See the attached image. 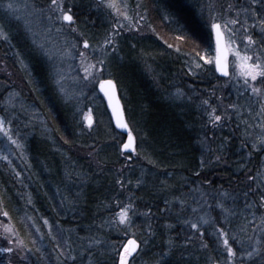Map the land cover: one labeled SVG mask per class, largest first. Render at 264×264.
<instances>
[{"label": "trees", "instance_id": "16d2710c", "mask_svg": "<svg viewBox=\"0 0 264 264\" xmlns=\"http://www.w3.org/2000/svg\"><path fill=\"white\" fill-rule=\"evenodd\" d=\"M9 1L0 0V3L6 4ZM27 1L45 8L50 3V0ZM125 2L129 5L128 11H131L135 2L117 0L121 6ZM140 2L147 20L159 29L167 42L173 45L180 43L182 47L190 41L176 40L177 35L190 36V27L186 25L181 31L177 24L170 23L162 12L160 0ZM64 3L79 15V26L93 48H99L110 33L115 17L109 15L106 9L97 10L93 0H64ZM207 4L206 0H186L182 4L183 15L188 16L190 22L197 28L195 44L202 39L203 48L208 44L210 46L213 39L205 14L203 17L199 15L200 8ZM1 14H5L2 7ZM11 21L19 25L15 19L12 18ZM73 38L74 34L69 37ZM115 39L118 52L108 50L111 54L107 56L105 65L107 70L101 75L104 79H113L118 85L122 103L124 100L121 89L124 84L133 105L136 106L135 113L127 117L126 103H123L126 119L136 138L137 146V153L131 154V160L127 164L122 158L120 145L116 144V140L126 139V136L115 128L102 95L100 94L103 99L100 96L93 99L97 104L93 110L97 126L87 129L81 122V112L74 104H65L51 81L47 79V65L37 54L29 36L25 35L23 44L12 39L11 43L4 41L5 47L9 48L7 53L14 55L12 56L14 64L20 66V61L25 64L24 68L20 66V71L26 91L29 93V100L31 102L33 100L45 115L49 131H44L36 122L38 125L35 127L46 134V139L34 138L27 143L24 142L26 134L32 127L26 121L28 116L17 111L14 113V109L4 106L5 102L0 100L1 112L5 111L6 116L13 114L11 126L21 132L20 140L23 146V161L14 163V173L10 171L11 169H8V172L4 171L3 166L7 167L4 163L0 165L2 208L9 213L20 239L30 248H40V252L28 254L31 264H58L56 257L61 251L66 253L71 251L77 258L73 262L60 257L64 264H89L90 261L96 264L98 258L102 264H114L119 258L117 251H122L123 245L130 238L143 245L144 261L148 264L161 261L160 254L168 251L169 240L174 242L173 252L164 259L163 264H214L223 258L222 254L220 255L221 249L209 246L204 251L194 247L195 242L185 241L187 230L184 220L187 216L186 210L181 211L180 201L189 194L191 181L200 183L199 178L194 175L196 171H201L202 175L215 180L216 187L223 184L225 189L236 193L245 190L247 173L253 176L256 170H250L251 163L259 164L262 157L260 153H255L253 158L249 157L246 147L250 145V140L247 145L243 143L245 131L247 134L252 132L256 138L259 137L261 128L258 125L262 124L261 116L257 115L259 101H255L256 98L249 90L243 96L239 93L240 96L237 97L227 88L219 89L218 84L226 79L220 78L215 69L207 73L209 75L187 74L182 60L179 58L177 60L174 49H169L167 43L162 42L160 38L137 37L119 31ZM63 42V38L58 34L56 47L60 48ZM78 46L88 56L97 52L91 49L84 50L82 44ZM191 47H195L193 42ZM158 52L174 55V65L166 67L165 58L159 56ZM151 53L156 56L151 61L158 62L159 59L160 63L155 65L149 76L150 71L147 69L144 55ZM141 57L144 64L140 62ZM8 59L11 61V56H8ZM92 60L96 63V59ZM3 70L0 62V76H6ZM166 70L167 74L164 75ZM30 80L37 82L39 91L34 90V86L29 83ZM188 83L191 90H187V87L184 90V85ZM181 84L183 86H180ZM177 90L184 93L183 101L172 100L174 95L172 92L176 93ZM203 99L209 100L212 107H217L220 114H224L227 108L231 117L227 124L223 127H213L210 124L205 126L207 115L201 106ZM235 101L239 103V107H236L239 109L233 111L229 106L235 104ZM145 133L148 138L142 140L141 137ZM65 139L69 140L68 144L64 143ZM205 139L206 144L213 149L221 144L225 147L223 152L219 153L222 156L219 164L212 163L201 169L202 156L205 159L210 156L212 159L215 158L202 147L200 141ZM81 148L95 150L97 164L79 152ZM149 159L155 163V167L148 162ZM69 173L72 174L71 178ZM138 178L144 181L139 187ZM118 179L126 182L123 188L117 184ZM129 196L133 198L136 214L132 216V227L127 234L114 226L98 227L104 220L113 219L119 212L116 201L125 203ZM166 200L175 203L166 205ZM101 201L108 203L110 207L98 210L97 205ZM238 205L242 206V202ZM234 206L236 211L237 208L240 209L237 205ZM165 207L170 210L165 212ZM146 212L151 213L150 217L142 214ZM45 220L48 221L47 224ZM149 224L154 236L145 246L143 240L147 236ZM165 225L172 227L169 229ZM239 226L240 223L236 219L230 223L231 229H237ZM182 228L184 230H181ZM89 237H103L105 243L89 248L91 242ZM33 240L36 241L35 245L32 244ZM98 249L103 251V256ZM135 256L131 258V264L138 260Z\"/></svg>", "mask_w": 264, "mask_h": 264}, {"label": "snow or ice", "instance_id": "6c2138e0", "mask_svg": "<svg viewBox=\"0 0 264 264\" xmlns=\"http://www.w3.org/2000/svg\"><path fill=\"white\" fill-rule=\"evenodd\" d=\"M93 5L97 10L101 8L108 10L109 15L115 17V23L112 24L110 33L105 37L103 45L99 49V51L104 52L105 55L97 59L96 63H90L88 61V54L78 46L82 44L84 50L91 49L93 52L97 50L93 48L89 39L85 37L83 30L80 28L79 15L72 7L66 5L64 0H50L47 10L43 7H38L34 2H26L24 4L26 14L23 16L17 14L19 11L17 5L11 2L6 4L0 3V7L4 9L6 16L14 17L17 22L22 23L24 31L31 34V42L37 54L43 58L47 65V79L51 81L53 88L61 96L65 104L71 103L73 93H70L65 88L64 81L67 77L60 65H62L65 60L78 56L84 71L83 80L87 81L88 84H99L100 90L109 99V104L115 116L116 127L127 132V142L122 143L121 153H129V155L124 157L125 160H129L131 159L132 153H137L136 138L129 127V123L125 119L124 112L120 109L119 101L116 100L115 104L112 103L113 100H115L116 84L111 78H101L99 73L107 70L105 67L106 60L107 56L111 53H108L106 49L111 47L112 52H118L115 39L116 34L121 29L131 31L135 27V24H133L134 17L128 14L129 5L126 2L121 6L117 3V0H93ZM142 7L143 5L141 3L136 4L137 10ZM205 13L209 16L211 31L215 33L217 53L215 57L216 71L219 72L221 76H229L227 54L230 53L234 55L236 58L235 67L238 69V74L233 78H242L244 84V91H242L240 95L243 96L245 92L250 89L251 94L256 96L259 100V112L257 115L264 117V0H234V2L227 3L226 6L223 4H219L218 6L216 2L210 0V3L200 8L199 15L203 17ZM233 13L234 15H232ZM242 15L244 17L243 20L241 19ZM218 16L223 17V19L218 21ZM33 17L42 23L44 21L48 22L44 25L42 31L34 30L35 21ZM165 18L168 19L170 23L177 24L178 29L181 31H183L184 26H189L191 35H177L176 40H192L194 46L199 48V45L195 44L197 33L196 25L190 22L188 16L183 15V5L179 0H177L175 11L167 14ZM140 19H147L146 13H140ZM249 19H251L253 23L249 24ZM124 21L128 23L125 24ZM8 22L11 23V19H9ZM237 25H239V29H237ZM85 27H87L86 23ZM136 30L139 31V29ZM53 31L59 34L64 41L63 44L60 45L58 51L50 46L54 44L51 36ZM73 34L75 38L69 39ZM37 36H40L41 39H37ZM225 39L227 43L223 44L222 47V42L225 41ZM0 40L11 43L10 34L6 25L3 23H0ZM237 41H239V44L233 49L232 45L237 44ZM167 47L173 48V44L168 43ZM241 48L243 51L240 50ZM176 51L179 52L180 49L176 48ZM195 54L199 56L205 64H211L213 62L212 59H206L199 51H196ZM21 63L23 64V61H21ZM194 67L200 68L201 65L195 63ZM29 83L34 86L35 91H39L36 81L30 80ZM87 86V84L84 85V87ZM37 99H39V97H37ZM183 99L184 93L179 90L172 96L174 102L183 101ZM189 99H191V97H189ZM201 106L203 107V112L207 115L205 126L210 124L213 127H223L227 124L228 120L231 119L228 115L227 108H225L224 114H220L218 108L212 107L207 99L201 101ZM229 107H231L233 111H236L235 104ZM249 115H251V113H249ZM10 123V121L0 118V133H3L12 144H16L18 148H21L22 145L9 135L11 129L10 127L6 128V124ZM245 124H247L246 121ZM247 126L252 127L251 125ZM258 126L261 128V131L264 132V123ZM89 127L91 128V123H89ZM237 128H239V125H237ZM204 135L205 138H207V133ZM147 138V133L141 137L142 140H147ZM249 140L250 137L245 131L243 140L244 145H247ZM64 143L68 144L69 140L65 139ZM200 143L202 147H205L206 150L215 157L212 159L210 156L208 159H205L202 156L200 160L201 169L207 168L209 164L212 163L219 164L222 159L219 153L223 152L225 145L221 144L216 149H213L210 145L206 144V139L201 140ZM90 148H94V146H90ZM251 151L264 152V135L251 140ZM88 157H90L91 160H95V156L92 152H89ZM148 162L152 163L155 167V163L151 159H149ZM17 175H19V173H17ZM68 175L69 178H71L72 174L69 173ZM194 175L199 178L200 183L197 184L196 181L190 182L189 195L196 205L191 207L192 213H198L200 208L207 206L213 209V211L219 209V214L215 219L207 214L198 215L196 220L186 218L184 223L192 230L190 233L186 234V242L192 243L193 237L195 236L202 249H207L209 246H217L218 249L222 248L223 258L222 260L215 261L214 264H264V238L249 237V242H245L235 235H230L226 228V225L229 223V217L235 215L228 202L231 201V203L235 205L240 196H243L244 206L251 212L252 216L255 217L257 212L260 213V222L252 229V232L256 233L259 231L262 236H264V187H260V185L257 184L254 188L252 183L247 182H255L257 181V177L252 175L247 176L245 190L242 193H236L225 189L223 184L216 187V181L209 179L206 175H202L201 171L194 172ZM260 177L261 180H264V173H261ZM125 183L124 180H117V184L121 188L124 187ZM127 183L130 184L131 181H127ZM143 183L144 181L142 178L137 179V187L141 186ZM191 185H195V187ZM257 195L259 197L258 200L254 198ZM249 198H252L251 202H249ZM2 203L3 202L0 201V215L10 221L9 213L3 210ZM165 203L167 205L175 202L166 200ZM180 204L181 211L185 210V207L188 206V199H182ZM109 207L110 205L104 201H101L97 205L98 210ZM116 207L120 210L114 215L113 219L104 220L98 227L104 228L106 226H114L119 231H123L127 234L128 230L132 227V216L136 214L132 196H129L125 203L117 200ZM169 210L168 207L164 209L165 212ZM142 214L149 217L151 215L149 212ZM47 223L48 221L45 220V224ZM0 224L3 226V233L0 234V240L6 242L5 246H0V253L7 254L10 257L8 264H31L28 259V254L40 252V248L28 247L24 241L20 239L19 235L16 234V229L10 222L4 223L0 221ZM203 226H208L213 229L215 239L206 237L208 229ZM165 227L170 229L172 225H165ZM49 235H51V231ZM153 236L154 231L149 224L147 236L143 240L145 246L151 242ZM88 239L91 241L88 245L89 248H92L93 245H103L105 243L103 237H89ZM230 240L232 243H230ZM32 244L35 245L36 241L33 240ZM168 245V251H163L160 254L161 261H158L157 264H163L164 259L173 252L174 242L169 240ZM185 246H187V244H185ZM139 248L140 244L137 243L136 239H129L127 243L123 245L122 251H117L119 258L114 264H130V258H134V254L137 253ZM100 251L101 256H103V251ZM13 255L16 259L11 258ZM92 255H95V253H92ZM60 257H64L65 261L73 262L77 259L76 256L72 255L71 251L67 253L61 251L56 257L58 264H64V261H61ZM40 258L43 259V256ZM89 264H92V262L90 261ZM96 264H102L99 258L96 260Z\"/></svg>", "mask_w": 264, "mask_h": 264}, {"label": "rangeland", "instance_id": "374dc122", "mask_svg": "<svg viewBox=\"0 0 264 264\" xmlns=\"http://www.w3.org/2000/svg\"><path fill=\"white\" fill-rule=\"evenodd\" d=\"M133 1L135 2V4L132 6L131 11H128V14L130 16L134 17L133 24H135V27L131 31L126 30V29H121L120 32L125 33V34L136 35L137 37L153 36L154 38H156V37L160 38V40L162 42H165L167 44L170 43V42H167L163 38L162 34H160V32H159V29L156 28L155 25H153V24L151 25V23L147 19H140V13H143L142 8L137 10L136 4L141 3V2H140V0H133ZM160 1H161L160 3L162 4L161 9H162V12L164 13L165 16L167 14L173 13L175 11V6L177 3V0H160ZM185 1L186 0H179V2L180 3L182 2V4L185 3ZM206 1L208 3H210V0H206ZM9 2L17 5V8L19 10L17 14H19L21 16L26 14L25 9H24V4L26 2H29V1H27V0H10ZM212 2H216L218 6H219V4H223L226 6L227 3L234 2V0H212ZM43 8H45V7H43ZM45 9L47 10L48 7ZM232 15H234V13ZM205 16H206L207 23H208L207 25L209 26V30L211 31L210 24H209V16L207 13H205ZM12 18L14 19V17H7L6 14L0 15V23H3L6 25L7 30L10 34V40L11 39L17 40L19 44H23L25 41V35H27V36H29L30 40L32 41L31 34H28L24 31L22 23L18 22L19 25H16V24H13L12 21H11V23L8 22V20L9 19L12 20ZM222 19H223V17H220V16L217 17L218 21L222 20ZM241 19L242 20L244 19L243 15L241 16ZM33 20L35 21L34 30H36V31H42L44 28V25L48 23L47 21H44L42 23L39 20H36L35 17H33ZM124 23L127 24L128 22L124 21ZM251 23H253V21L251 19H249V24H251ZM236 27H237V29H239V25H237ZM136 29H139V31H137ZM211 34H212V31H211ZM51 36H52V40L54 41V44L50 45V46L53 47L54 50L58 51L59 48H57L55 45V44H57L56 43V37H58V34L53 31ZM36 38L41 39L40 36H37ZM5 42L3 40H0V62L3 65V67H4L3 71L6 74V76H0V100L5 102L4 106H7L9 108L14 109V113H16V111H17V113L28 116L26 121H28L29 126H32V127H31L30 131L26 134V139L24 142L27 143L29 140H32L34 138L45 140L46 134L43 131H40L39 128L35 127V126H37L39 124V125H41V127L44 131H49V128L46 126L47 120L45 118V115H43V113H41L38 106L33 102V100H32V102L29 100L30 99L29 93H28V91H26L27 89H26V86H25V83L23 81L22 74L20 71V66L21 67L23 66V68H24L25 64L20 63V66L14 64V62L12 60V56H14V55L11 53H7L9 48L5 47ZM184 42H186V41H184ZM201 42H202V39H200V42H198L199 48L191 47V43H192L191 40L187 41L185 44H183L182 47L180 46V43H179V44L173 45V48H169V49H174V54L176 55L177 60H179V59L182 60L184 67H185L184 70H186L185 72H187V74H189V75L195 76L196 74H199V73H202L201 75H204V74L209 75L207 73H211L212 69H215V44H214V40L212 39L211 45L209 46V44H208V46L206 48H203V44L201 45ZM226 42H227V40H226ZM238 44H239V41H237V44L232 45V48L235 49ZM100 47L97 48V52L93 53L91 56H88V61L90 63H94V61L92 59L97 60L99 58L104 57L105 53L99 51ZM176 48H179L180 51L179 52L176 51ZM108 50L111 51V47L106 49L107 52H108ZM240 50L243 51L242 48ZM193 51H199L200 54L205 56L206 59H212L213 62L211 64H205L204 61L199 58V56H196V54H195L196 52H193ZM158 55L161 57L163 56L165 58L166 67H168V66L172 67L174 65V60H175L174 55L170 56L169 54H166L164 52H158ZM8 56H11V61H9ZM155 58H156V56L153 53L144 55L145 63L147 64V69L150 71L148 73L149 76H151L152 71L155 69V65L157 63H160L159 59H158V62L151 61L152 59H155ZM144 59L142 57L140 59V62L142 64H144ZM195 63H199L201 65V67L195 68L194 67ZM235 64H236V58L234 55L230 54V76L228 78H226V80L224 82H220L218 84V88L219 89L221 87L224 89L227 88L228 90L232 91V94L239 97L240 95H238V94L241 93L242 91H244V84H243L242 78L241 79H234L233 78L234 76H236L238 74V69L235 67ZM60 66L63 69L65 76L67 77L66 80L64 81L65 88L70 93H73V99L71 101V104H74L75 108L81 112V122L83 123V126L87 129H91V128L97 126V119H96V116L93 112V110L96 109L97 104L95 102H93V99H95L96 97H99V96L101 97L99 91L97 90L98 83L88 84L87 81L83 80L84 71H83V68L81 67V63H80L78 56H74L71 59L65 60L64 63ZM167 71L168 70L165 71L164 75L167 74ZM99 75L101 76V78H103L101 73H99ZM149 76H148V78H149ZM203 77L205 78V76H203ZM86 84L88 86L84 87V85H86ZM180 86H183V84H181ZM117 87H118V85H117ZM186 87H187V90L188 89L191 90V86L189 83H188V85H184V90H186ZM126 90H127L126 86L123 84V87L121 89V95H122L124 102L126 103V113H127V117H129L128 116L129 114L135 113L136 106L133 105V103L131 101V97L127 93ZM249 91H250V89H249ZM172 93L175 94V92H172ZM254 97L256 98L255 101L258 102L259 101L258 98L256 96H254ZM101 99H103V98L101 97ZM103 102L106 106L105 100H103ZM235 105H236V107H239V103H237L236 101H235ZM106 108H108V107L106 106ZM238 109L239 108H236V110H238ZM89 116L93 117V122H92L91 128L88 127L87 124L85 125L86 120ZM0 118H4L6 121L12 122L13 114L6 116L5 111L1 112V110H0ZM261 118H262V123H264V117H261ZM31 121H34V122H31ZM36 122H38V124ZM9 127L11 129V131L9 132V135H11L12 138L14 140H16L20 145H22V143H21L22 140H20L21 132L14 130L13 127L11 126V123L6 124V128H9ZM35 128H37L38 130H35ZM260 131H261V129L259 130V136L264 135V132L261 131V134H260ZM248 135L250 137V145L249 146L247 145L246 153L249 155V157L251 156V158H253L255 156V153L256 154L260 153V157L262 155L261 161L259 164L256 165L255 162H252L250 165V170L256 169L253 176L257 177V181H255V182L251 181V183L253 184L254 188L256 187L257 184H259L260 187H264V180H261V177H260V174L264 173V152H253V151H251V140L256 139V137L252 132H250ZM125 140H126L125 138L124 139L121 138L119 141L116 140V142H117L116 144L120 145V150L122 148V143H125ZM79 152L83 153V155H85L87 157H88L89 152H92L94 156L96 153L95 150L90 149V148H81V149H79ZM125 156H126V153L122 154V158L124 159V162L127 164L130 162L131 159L125 160V158H124ZM0 157H2V158H0V165H2L1 163H4L7 166L6 168H5V166H3L4 167L3 170L8 172L9 171L8 169H11L10 171H12L14 173L15 172V171H13V169L15 170L14 163H18V162L22 163V161H23V146L21 148H18L17 145L12 144L3 133H0ZM89 159L91 160L90 157H89ZM91 161L94 162L95 164H97V159L91 160ZM16 171H17V169H16ZM248 175H249V172L247 173V176ZM186 198L188 199V206L185 207L187 219L196 220L198 215H205V214L211 216L213 219H215L218 216L219 209H216L215 211H213V209L208 208L207 206L200 208L198 213H192L191 207L196 206V205H195L194 201L191 199V197L189 196V194L187 195ZM254 198L256 200H258L259 197L257 195ZM251 200H252V198H249V202H251ZM239 202H242V206L238 205ZM228 203H229V206L232 207L233 212L235 213V215H231L229 217V223L226 225V228L229 231L230 235H235L240 240L245 241V242H249L248 241L249 237L264 238V236H262V234L259 231H257L256 233L252 232V229L255 228L256 225L259 224V222H260L259 221L260 213L257 212L256 216L253 217L251 212L247 208H245V206H244L243 196H240V198L235 203V205L240 207V209L237 208V211L234 209L235 206L231 203V201H229ZM238 211H240V212H238ZM235 219L240 223V226L237 229L236 228L231 229L230 223L232 222V220H235ZM0 221H2L4 223L10 222L11 225L14 227L13 222L11 220L9 221L7 218L3 217L2 215H0ZM203 227L208 229L206 232V237L209 239H215V235L213 234V229H211L208 226H203ZM181 230H184V228H182ZM185 230H187V234L192 231L187 226V224H185ZM2 233H3V226H2V224H0V234H2ZM16 234L18 235L17 229H16ZM193 242H195V244L193 245L194 247H198L199 249H202L200 247L199 241L196 240L195 236L193 237ZM230 243H232L231 240H230ZM138 244H140V248L138 249V251L136 253L137 256H135L136 258H138V260L134 264H148L144 261V257H143V252H145V249L143 248V245L140 242H138ZM5 245H6V242L0 240V246H5ZM202 250L206 251L207 249H202ZM219 250H220V255H221L223 253V249L219 248ZM11 258L16 259V257L14 255ZM9 259H10V257L7 254L0 253V264H8ZM131 262H132V260L130 258V264H131ZM154 264H157V263H154Z\"/></svg>", "mask_w": 264, "mask_h": 264}, {"label": "water", "instance_id": "95a60500", "mask_svg": "<svg viewBox=\"0 0 264 264\" xmlns=\"http://www.w3.org/2000/svg\"><path fill=\"white\" fill-rule=\"evenodd\" d=\"M212 34H213V39H214V44H215V57H216L217 53H216L215 33L212 32ZM226 43H227V42H226V39H225V41L222 42V47H223V44H226ZM227 63H228V71H229V76H230V53L227 54ZM215 70H216V65H215ZM216 73H217V75H218L220 78H224V79H226V78L229 77V76H227V77L221 76L220 73L217 72V71H216ZM114 83H115V82H114ZM115 84H116V83H115ZM98 91H99V93L102 95V97L104 98V100H105V102H106V104H107V107H108L109 113H110V115H111V117H112L113 124H114L115 128L117 129L118 132H120V133H122L123 135L126 136V140H125V143H126V142H127V132H126L125 130L121 129V128H117V127H116V120H115V116H114L113 111H112V107H111L110 104H109V99H108V97L105 96V94L100 90V88H99V84H98ZM116 100L119 101L120 109L124 112V116H125V119H126V115H125L124 107H123V104H122V101H121V98H120V95H119V91H118L117 85H116L115 100H113L112 103L115 104V101H116ZM126 121H127V119H126ZM92 122H93V117H92V116H89V117L87 118V120H86V124H87V126L89 127V123H91V125H92ZM129 127H130V126H129ZM130 129H131V128H130ZM133 135H134V134H133ZM134 137H135V136H134ZM135 142H136V141H135ZM126 154H129V153H126ZM132 154H135V153H132ZM137 251H138V250H137ZM135 255H136V253L134 254V256H135Z\"/></svg>", "mask_w": 264, "mask_h": 264}]
</instances>
